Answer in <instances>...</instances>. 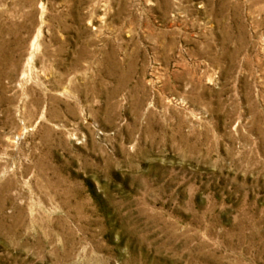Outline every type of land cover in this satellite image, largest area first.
<instances>
[{
	"label": "rangeland",
	"instance_id": "obj_1",
	"mask_svg": "<svg viewBox=\"0 0 264 264\" xmlns=\"http://www.w3.org/2000/svg\"><path fill=\"white\" fill-rule=\"evenodd\" d=\"M0 264H264V0H0Z\"/></svg>",
	"mask_w": 264,
	"mask_h": 264
}]
</instances>
